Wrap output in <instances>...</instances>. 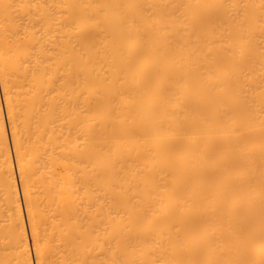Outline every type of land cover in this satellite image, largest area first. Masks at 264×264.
Returning a JSON list of instances; mask_svg holds the SVG:
<instances>
[{
	"label": "bare ground",
	"instance_id": "bare-ground-1",
	"mask_svg": "<svg viewBox=\"0 0 264 264\" xmlns=\"http://www.w3.org/2000/svg\"><path fill=\"white\" fill-rule=\"evenodd\" d=\"M0 264H264V0H0ZM15 162V167H14Z\"/></svg>",
	"mask_w": 264,
	"mask_h": 264
},
{
	"label": "rangeland",
	"instance_id": "rangeland-1",
	"mask_svg": "<svg viewBox=\"0 0 264 264\" xmlns=\"http://www.w3.org/2000/svg\"><path fill=\"white\" fill-rule=\"evenodd\" d=\"M0 98H1V101H2L3 116H4V122H5V125H6V132H7V136H8V140H9V144H10V150H11V153H12V158L14 160L12 146H11L10 133H9L8 123H7V118H6V111H5L3 96H2V92H1V86H0ZM14 167H15V162H14ZM15 172H16V180H17L18 188H19V196H20V201H21L20 203H21L22 208H23L24 219H25V222H26V228H27L28 237H29V241H30L31 255H32L33 263L35 264L34 253H33L32 245H31V237H30V233H29V225H28V221H27V217H26V213H25L24 202H23L22 194H21V185H20V181H19V178H18L19 176H18V172H17L16 167H15Z\"/></svg>",
	"mask_w": 264,
	"mask_h": 264
}]
</instances>
